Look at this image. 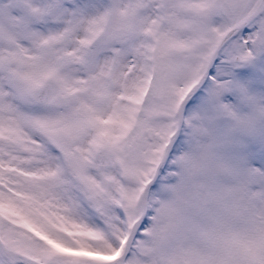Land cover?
Segmentation results:
<instances>
[{
  "label": "snow or ice",
  "instance_id": "6c2138e0",
  "mask_svg": "<svg viewBox=\"0 0 264 264\" xmlns=\"http://www.w3.org/2000/svg\"><path fill=\"white\" fill-rule=\"evenodd\" d=\"M0 264H264V0H0Z\"/></svg>",
  "mask_w": 264,
  "mask_h": 264
}]
</instances>
